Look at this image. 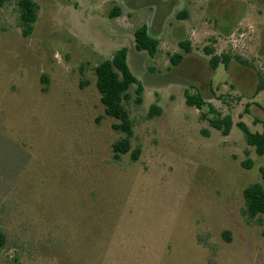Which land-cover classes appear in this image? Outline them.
<instances>
[{"label":"rangeland","instance_id":"rangeland-1","mask_svg":"<svg viewBox=\"0 0 264 264\" xmlns=\"http://www.w3.org/2000/svg\"><path fill=\"white\" fill-rule=\"evenodd\" d=\"M34 1L27 37L16 0L0 4V264H264L263 227L242 199L264 155L236 127L260 132L253 121L264 120L254 83L258 74L264 85V2L227 0L234 15L222 0ZM143 26L159 42L153 57L134 49ZM211 40L215 56L249 67L212 70L202 50ZM121 47L143 86L141 105H127L135 161L111 158L120 135L101 118L93 73ZM173 54L183 56L176 66ZM197 90L231 117L227 136L209 126L207 106L185 104ZM152 105L161 113L149 119Z\"/></svg>","mask_w":264,"mask_h":264},{"label":"trees","instance_id":"trees-1","mask_svg":"<svg viewBox=\"0 0 264 264\" xmlns=\"http://www.w3.org/2000/svg\"><path fill=\"white\" fill-rule=\"evenodd\" d=\"M3 0H0V4ZM18 27L21 30V35L27 37L33 30V24L37 19L39 6L34 0H16ZM116 8L110 12L111 17L117 15ZM181 18L185 14L180 15ZM134 49L139 52H145L148 56L153 57L159 46L158 40L153 37L146 27L137 29L133 34ZM213 40L208 46L203 47V52L206 56H210L209 65L213 70L219 64L227 68L230 61L234 60L239 63H244L237 56L230 57L228 54L215 56L213 50ZM183 54L190 52L189 43L182 40L178 43ZM183 56L181 54H173L169 57L171 66L178 65ZM95 77V88L99 96V102L102 106L101 118L112 120L111 129L119 134L118 139L111 145V158L118 161L121 155L131 152L132 161L136 160L138 150H130V141L133 136V123L127 110V105L132 103L139 106L142 103L143 86L141 82L132 74L127 65V48L121 47L115 51L110 59H106L98 64L93 69ZM260 79V85L257 87V92L264 89V85ZM133 90L134 96L130 93ZM184 102L188 107H193L200 110L201 107L207 106L208 114L212 118L207 119L211 128L221 133L222 136H227L232 128V120L229 115H221L215 111L208 102L197 90L194 94L184 92ZM161 109L157 106H150L147 117L150 119L159 116ZM205 115L202 114L201 117ZM254 124L261 125V131L251 133L246 126L237 122L236 127L241 131L243 140L248 148H251L256 156L264 155V120H254ZM241 165L245 169L252 167V161L246 159ZM259 181H255L246 186L242 191V199L244 203V211L246 216L251 220H256L262 227L261 236L264 239V168H259ZM5 245V236L0 231V248Z\"/></svg>","mask_w":264,"mask_h":264},{"label":"crops","instance_id":"crops-1","mask_svg":"<svg viewBox=\"0 0 264 264\" xmlns=\"http://www.w3.org/2000/svg\"><path fill=\"white\" fill-rule=\"evenodd\" d=\"M163 1V0H162ZM175 1V0H174ZM258 4H262L263 2H264V0H255ZM172 3L173 2V0H165V2L164 3H161L162 5H163V9H165L166 7L164 6V4L165 3ZM170 3V4H171ZM209 4H210V2H208ZM222 3H225L228 7H229V9H231V10H233L234 12L232 13V14H234V15H237L238 14V12H239V10L240 9H238V7H237V5H235V4H231V3H229L227 0H222ZM162 5H159L160 7H162ZM207 7L209 8V7H211V5L210 6H208L207 5ZM174 8V7H173ZM164 11L162 10V12H161V16H163L164 15V13H163ZM182 13H184L185 14V17H183V18H181L180 17V15L182 14ZM231 15V14H230ZM176 17L177 18H179V19H187V14L184 12V10H182V11H177V13H176ZM225 19H229V15H227V16H223ZM231 24H233L234 25V22L233 23H231ZM227 30V29H226ZM232 32V29L230 28V29H228L227 31H226V34L228 35V34H230ZM154 37V36H153ZM157 39V38H156ZM158 40V39H157ZM181 41V40H180ZM180 41H178V42H180ZM261 50H263L264 51V35H262V46H261ZM259 52V51H258ZM260 54H259V57L261 58V59H263V61H264V53H261V52H259ZM235 62H237V61H235ZM243 64H246L247 65V62L245 61V60H243ZM231 63V61L229 62V64ZM237 63H239V62H237ZM229 64H228V66H227V68L229 67ZM240 65H242L241 63H239ZM242 66H245V65H242ZM248 66V65H247ZM249 67V66H248ZM260 79H261V77H259V75H257V78H256V82H255V80H254V83L256 84V86L258 87L259 85H260ZM256 87V88H257Z\"/></svg>","mask_w":264,"mask_h":264},{"label":"flooded vegetation","instance_id":"flooded-vegetation-1","mask_svg":"<svg viewBox=\"0 0 264 264\" xmlns=\"http://www.w3.org/2000/svg\"><path fill=\"white\" fill-rule=\"evenodd\" d=\"M174 2H176V1H173L171 4H170V6L168 7V9H172L173 8V6H174ZM176 4H177V2H176ZM179 4V3H178ZM148 32L150 33V31L148 30ZM151 34V33H150ZM262 37V36H261ZM179 43V42H178ZM179 47V46H178ZM242 64V63H241ZM242 65H244V64H242ZM245 66H247V65H245ZM258 75V74H257ZM259 77H260V75H259ZM19 264V263H18Z\"/></svg>","mask_w":264,"mask_h":264}]
</instances>
